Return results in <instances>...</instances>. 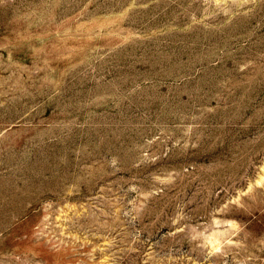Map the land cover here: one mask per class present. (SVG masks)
<instances>
[{
    "label": "rangeland",
    "instance_id": "obj_1",
    "mask_svg": "<svg viewBox=\"0 0 264 264\" xmlns=\"http://www.w3.org/2000/svg\"><path fill=\"white\" fill-rule=\"evenodd\" d=\"M0 264H264V0H0Z\"/></svg>",
    "mask_w": 264,
    "mask_h": 264
}]
</instances>
